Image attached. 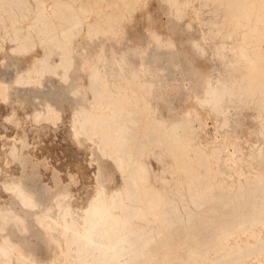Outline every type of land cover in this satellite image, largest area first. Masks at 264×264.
Here are the masks:
<instances>
[{
	"label": "bare ground",
	"instance_id": "1",
	"mask_svg": "<svg viewBox=\"0 0 264 264\" xmlns=\"http://www.w3.org/2000/svg\"><path fill=\"white\" fill-rule=\"evenodd\" d=\"M76 1L0 0V50H7L5 43L13 42L10 51L28 59L26 68L16 71L11 82L0 79V106L7 107L0 113V264H264V168H254L234 147L235 171L225 170L217 162L223 178L208 177L204 182L195 171V164L209 155L206 148L219 153V134L227 145H235L239 139L240 134L232 138V104L226 100L235 88L226 81L207 73L202 79L203 91L191 92L217 116L213 134L206 120H194L189 111L180 115L178 109H172L169 115L160 116L153 80L144 69L125 60L118 62L114 77L105 63L93 65L89 72L93 99L80 102L81 89L74 87L75 103L69 113L48 97L38 106L26 108L20 87H42L47 76L69 80L79 57L73 42L66 44L65 38L73 41L80 33L82 15L92 12L97 21L112 18L104 10L105 0H80L79 5ZM168 1L173 15L182 18L181 0ZM202 4H213L221 12L228 26L226 35L236 44L231 47L245 56L244 89L250 96L256 95L255 106L264 119V0H202ZM153 34L161 46H175L172 38ZM55 47L60 49L59 60H54ZM132 95L152 112L133 147L128 144L133 130L127 122L119 123L123 113L134 115L138 110ZM102 97L112 108L110 113L98 106ZM60 123L73 152L64 151L51 162L45 152L42 156L36 153L40 142L33 128L52 130ZM180 129L186 132L184 138L178 135ZM198 132L209 135L211 146L197 140ZM146 142L165 145L176 168L187 174L192 202L201 211L186 203L177 208L172 200H164L165 192L153 184L142 157ZM191 143L198 152L193 150L198 154L196 163L185 158ZM249 144L251 158L262 164L263 146ZM82 147L84 161L93 168L87 166L91 175L86 176L91 180L80 195L75 192L80 177L75 176L81 161L76 162L74 151L78 154ZM163 153L161 149L156 155ZM109 157L116 161L123 183L105 166ZM39 159L45 161L41 162L44 170L39 168ZM174 189L184 200L186 187L177 183ZM36 238L43 240L49 257L40 256L34 246ZM260 251L259 257L248 259Z\"/></svg>",
	"mask_w": 264,
	"mask_h": 264
},
{
	"label": "rangeland",
	"instance_id": "2",
	"mask_svg": "<svg viewBox=\"0 0 264 264\" xmlns=\"http://www.w3.org/2000/svg\"><path fill=\"white\" fill-rule=\"evenodd\" d=\"M136 1L105 0L104 10L112 14L110 19L105 16L97 21L92 12L82 15L83 24L80 33L73 38V41L70 38H65L66 44L70 45L73 42V45L77 48L75 55L79 57L77 65L71 70L69 80L62 82L58 77L47 76L43 80L42 87H20V94L26 101V108L30 110L48 97L59 106L63 104L67 113H69L75 103L71 94L74 87L81 89L80 102L87 104L93 99L89 81V72L93 65L105 63L111 76L114 77L118 69V62L125 60L131 66L144 69L145 73L153 80L152 89L155 95L159 97L160 116L169 115L172 109H178L180 112L177 113L180 115H185L184 112L189 111L194 120H202V118L204 121L206 120L208 130L213 134L217 130V116L211 113L207 105L199 104L200 102L191 93L192 90L202 92L204 89L203 75L212 73L215 77H219L226 81L229 86L235 88L233 94L227 95L226 100L233 102H229L232 104L230 112L232 115V128L235 130L232 133V138L236 139L237 135H240L239 139L236 142L234 141L235 145H227L219 134L217 145H220L221 149L217 154H214L210 148H206L209 155L204 157L202 163L195 164V171L200 176V181L204 182L208 177L212 179L215 176V180L223 178V175L219 173L217 162L221 163V168L235 171L237 165L233 163L234 161L231 158L235 156L233 152L237 154L235 148L241 150L243 157L252 162L254 168H264V162L260 164L256 159L251 158L252 147L249 144L252 142L256 146L262 145L264 148V119L255 106L256 95L250 96L244 89L247 84L244 77L248 72V64L245 56L231 47L236 44L226 35L228 26L224 23L223 17L220 15L221 12L215 11L213 4L203 5L202 0H181L179 8L183 9V14L182 18H178L173 15V6L168 0ZM187 1L191 3L187 5ZM80 2V0H77L75 3L79 5ZM135 5L136 7H134ZM90 24L91 26H89ZM153 33H159L163 38H172L175 41V46L171 48L161 46L153 38ZM194 42L198 45H195ZM13 45V42H7L5 43L7 50H0V79L7 82H11L15 72L24 70L28 63L27 57L10 51ZM59 52L60 49L55 47L54 60H59ZM149 97L152 99L153 95ZM131 99L132 102H137L138 110L134 115L127 112L123 113L119 123L127 122L129 128L133 130L134 133L130 135L128 140V144L133 147L137 146V140L141 137L143 126L145 123L148 124V120H151L152 112L145 106L142 99L136 100L134 95ZM98 106L103 107L106 113H110L112 110L107 105L104 97L100 99ZM3 108L6 109L7 107L4 106ZM3 108L0 106V113L4 112L5 109ZM131 117H133L132 121L129 119ZM63 127V124L60 123V127L53 126L52 130L49 127H46L47 130L41 127L39 132L37 128H33L36 131L37 140L40 142L37 143L38 145L36 144V147L38 146L37 150L39 149L36 153L39 152V156H42L45 152V154L52 157L51 162H54L52 161L53 158L62 157L65 154L64 151H67V153L73 152L70 138L67 137L69 135L66 134L65 127ZM225 129L230 132V128L226 127ZM158 132L162 133V130L158 129ZM179 132L178 135L184 138L186 132L183 129H180ZM43 133L45 134L43 135ZM196 138L202 140L208 147L211 146L209 142L207 143L209 135L204 132H198ZM83 148L80 150V154L74 151V155L79 156L76 157L75 155L76 162L81 161L82 165L87 161H84L86 152ZM161 149L164 153L161 157H157L156 154ZM193 150L196 151V148L193 149L191 143L188 156L186 153L185 158L191 163H196V157L198 156L196 153L198 152L195 153ZM193 153L195 154L193 155ZM142 157L150 170L153 184L165 192L164 200L166 202L172 200L177 208L186 203L196 211H201L202 208H197L192 202L191 192L188 189L187 174L176 168L173 159L165 149V145L159 142H146ZM41 160H38L40 161L38 163L41 164H39V168L44 170L42 163L45 161ZM81 164L79 166L85 168ZM86 164V168L82 169L83 172L78 166L80 171H76L77 176L75 177H80L79 180L81 181L78 180L75 185L76 189L72 186L75 192L80 195L91 180H89L91 170H89L90 172L87 171V166L89 167L90 164L89 162H86ZM105 166L114 173L119 183H123L121 173L117 170L116 161L113 158H107ZM92 168L89 167V169ZM71 170H74V167ZM209 173L211 174L209 175ZM86 178H88V181H86ZM82 179L85 180L84 183ZM38 180L37 183L41 184L42 179L38 178ZM75 183L76 181L73 182V185ZM177 183H182L186 187L184 200L181 199V194L174 189ZM242 235H246V232H242ZM253 239L251 238V240ZM34 243L40 256L49 257L48 248L43 240L36 238ZM261 253V251L251 253L248 255V259L254 260Z\"/></svg>",
	"mask_w": 264,
	"mask_h": 264
}]
</instances>
